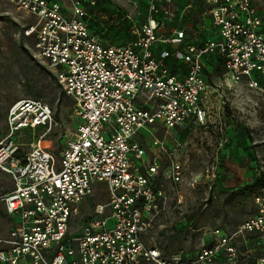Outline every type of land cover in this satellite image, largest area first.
<instances>
[{
    "label": "built area",
    "instance_id": "2783aa9c",
    "mask_svg": "<svg viewBox=\"0 0 264 264\" xmlns=\"http://www.w3.org/2000/svg\"><path fill=\"white\" fill-rule=\"evenodd\" d=\"M141 1L147 15L141 23L131 20V39L109 44L90 29L89 9L96 0H7L34 17L23 34L33 38L35 56L71 99L77 124L58 157L42 149L41 138L22 153L14 134L50 128L54 112L33 99L9 106L0 169L12 187L0 201L13 223L0 235V264H240L233 239L264 231V195H256L255 213L233 233L211 230V244L193 258L183 251L164 257L143 241L164 199L156 176L157 151L165 142L153 136L143 145L141 131L156 124L166 132L206 125L215 107L204 71L211 56L222 59L232 82L264 95V11L252 0ZM193 2L202 9L192 10ZM198 19L207 20L211 30L194 41L198 29L186 27L197 28ZM147 147L153 157L145 162ZM206 171L214 176L213 168ZM164 177L178 184L181 164L171 161ZM98 183L108 200L71 231L73 215ZM251 264H264V254Z\"/></svg>",
    "mask_w": 264,
    "mask_h": 264
},
{
    "label": "rangeland",
    "instance_id": "374dc122",
    "mask_svg": "<svg viewBox=\"0 0 264 264\" xmlns=\"http://www.w3.org/2000/svg\"><path fill=\"white\" fill-rule=\"evenodd\" d=\"M252 2L257 10L264 11V0ZM146 14V4L141 0H96L89 9V25L106 43L122 44L131 39V20L141 23ZM34 20L7 0L2 2L0 141L8 133L9 106L21 99L39 100L52 108L55 124L50 128L24 129L13 137L22 153L41 138L42 149L58 157L74 136L77 118L71 99L63 93L50 68L35 56L33 38L23 34L25 26ZM193 20L191 17L188 21ZM222 73L221 66L207 61L209 82L220 94L206 125L184 124L166 132L156 124L143 129L138 137L143 145L150 144L153 136L165 142L157 151L160 168L156 176L164 199L158 202L142 239L147 245L158 247L167 258L179 251L193 258L201 246L211 244L210 231L214 228L235 232L243 220L255 213L254 197L264 195V95L249 89L244 82L228 80ZM152 157L147 147L145 162ZM171 161L179 162L183 169L178 184L164 177ZM211 168L214 176L206 171ZM11 187L10 176L0 169V194ZM94 189L73 215L71 231L79 229L96 205L108 200L102 184H96ZM12 223L0 201V235H6ZM233 242L240 249V264H251L264 254V231L239 234Z\"/></svg>",
    "mask_w": 264,
    "mask_h": 264
},
{
    "label": "crops",
    "instance_id": "0c3cea01",
    "mask_svg": "<svg viewBox=\"0 0 264 264\" xmlns=\"http://www.w3.org/2000/svg\"><path fill=\"white\" fill-rule=\"evenodd\" d=\"M201 9H202V5H200V2H193L192 10H194L196 12V10H201ZM196 24H197V28L196 27L192 28V25H188L186 28L188 30L189 29H194V30L198 29L196 34L195 35L193 34V39L192 40L201 41L202 39H204L205 35L208 34V30H211V28H210L207 20L203 22L202 19H198ZM188 34L191 37V33L188 32ZM206 36H209V35H206ZM222 74L224 75V71H223ZM227 79L229 80L228 77H227ZM209 85H210V90L215 91V94L211 95V97H212L211 101H214V106H215V100L217 99V96L220 94V92L218 91V88L212 86L210 83H209Z\"/></svg>",
    "mask_w": 264,
    "mask_h": 264
},
{
    "label": "trees",
    "instance_id": "16d2710c",
    "mask_svg": "<svg viewBox=\"0 0 264 264\" xmlns=\"http://www.w3.org/2000/svg\"><path fill=\"white\" fill-rule=\"evenodd\" d=\"M146 10H147V6H146ZM147 15V14H146ZM129 41V40H128ZM127 42V41H126ZM207 61H214L215 64H218L219 66H221L222 70L224 71V68L222 66V59L219 57V56H211V57H208L206 59V64H205V68H204V71L205 73L207 74ZM208 75V74H207ZM64 93V92H63ZM65 94V93H64ZM7 191V190H6ZM6 191L2 192L0 195L4 194Z\"/></svg>",
    "mask_w": 264,
    "mask_h": 264
}]
</instances>
